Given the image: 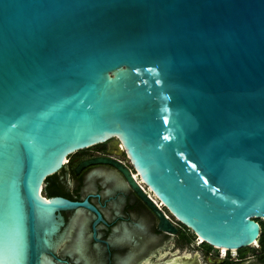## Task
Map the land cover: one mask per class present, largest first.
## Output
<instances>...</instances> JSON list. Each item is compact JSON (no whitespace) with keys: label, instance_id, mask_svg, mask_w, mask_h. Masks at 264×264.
<instances>
[{"label":"water","instance_id":"95a60500","mask_svg":"<svg viewBox=\"0 0 264 264\" xmlns=\"http://www.w3.org/2000/svg\"><path fill=\"white\" fill-rule=\"evenodd\" d=\"M110 140L204 241L259 242L264 0H0V264H54L59 212L93 206L41 187Z\"/></svg>","mask_w":264,"mask_h":264},{"label":"flooded vegetation","instance_id":"af4514ba","mask_svg":"<svg viewBox=\"0 0 264 264\" xmlns=\"http://www.w3.org/2000/svg\"><path fill=\"white\" fill-rule=\"evenodd\" d=\"M110 141L73 153L45 183L47 199L62 197L93 206L58 211L64 224L51 252L45 254L54 264H264L260 240L256 246L226 253L199 241V235L146 186L124 148ZM97 158L117 160L136 175L142 190L150 196L153 192L151 197L170 224L163 223L114 162L84 165Z\"/></svg>","mask_w":264,"mask_h":264},{"label":"bare ground","instance_id":"6f19581e","mask_svg":"<svg viewBox=\"0 0 264 264\" xmlns=\"http://www.w3.org/2000/svg\"><path fill=\"white\" fill-rule=\"evenodd\" d=\"M65 161H66V159H65ZM134 176L137 178L136 175H134ZM139 182H140V181H139ZM42 189H43V187H41V195L44 196V195H43V192H42ZM152 193H153V192H152ZM152 193H151V196H153ZM154 195H155V194H154ZM44 197H45V196H44ZM45 198H46V197H45ZM154 198H155V196H154ZM46 199H47V198H46ZM198 237H199V239H200L199 241H204V239H203L202 237H200V236H198ZM256 244H258L257 241H255L253 245L256 246ZM220 249L222 250L223 253H226L227 250H228L227 248H222V247H220ZM233 252H236V250H233Z\"/></svg>","mask_w":264,"mask_h":264},{"label":"trees","instance_id":"16d2710c","mask_svg":"<svg viewBox=\"0 0 264 264\" xmlns=\"http://www.w3.org/2000/svg\"><path fill=\"white\" fill-rule=\"evenodd\" d=\"M100 145H102V144H100ZM50 177H51V176H50ZM50 177H49V178H50ZM49 178H48V179H49ZM48 179H47V180H48ZM260 242H261V243H264V222H262V233H261V236H260Z\"/></svg>","mask_w":264,"mask_h":264},{"label":"rangeland","instance_id":"374dc122","mask_svg":"<svg viewBox=\"0 0 264 264\" xmlns=\"http://www.w3.org/2000/svg\"><path fill=\"white\" fill-rule=\"evenodd\" d=\"M104 144H111V141H108L107 143H104ZM94 147H92V148H90L89 150H92ZM259 221L262 223V222H264V220L263 219H259ZM227 251H229V250H227Z\"/></svg>","mask_w":264,"mask_h":264}]
</instances>
